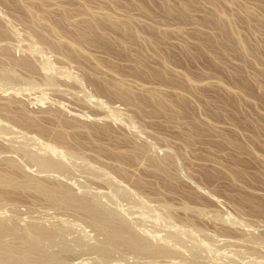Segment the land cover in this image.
Instances as JSON below:
<instances>
[{
  "label": "rangeland",
  "instance_id": "374dc122",
  "mask_svg": "<svg viewBox=\"0 0 264 264\" xmlns=\"http://www.w3.org/2000/svg\"><path fill=\"white\" fill-rule=\"evenodd\" d=\"M20 1L21 0H0V11H2L0 12V43L4 41L2 43V47L4 48L0 46V58H2V60L7 59L3 56L2 53L5 51L8 52L10 50L9 53L11 52L10 54H13V58L10 55V58H8L9 60L7 59V62L6 60H3V62L0 59V64L1 66L2 64H4L5 66V63L10 62L11 64L8 63L6 64V66H14L12 68H15L17 70H14V73L19 72L21 75L20 76L17 73L19 75L18 78V75L15 73L17 75L16 76L13 73V76H11L10 79L4 77L6 79L1 78L2 80L0 81V121L4 124L6 123L5 125L9 123L12 126H5L0 122V125H2V128L0 126V131L2 132V134L0 133V151H4V148H2V146L4 147L8 145L6 143H9V145L6 147L7 149L10 146V142L12 140L13 141L11 142V144H14L15 142V146L12 147L13 144L11 145V147L13 148V153L12 148L9 147L11 149V153L10 149L8 148L9 150L7 151L10 154H8V152H5L6 154L0 152V156H3L4 154V156L2 157L4 158L7 155L8 157H10L11 155L10 158L13 159L12 155L15 154V149H18L20 147V152H16V154L18 156H21L20 154L22 153L21 157H23V155L27 156V153L25 152H27L30 147H36L34 149H37V147L39 146L38 149H44L43 151L39 152L45 153V155L49 154L48 156L50 157L55 155L52 158H56L59 153V155H61L66 150L63 146L76 147L73 148L75 150H79L80 147V150L77 151V156H79L82 161L79 160L77 156L69 157L68 155L70 154H66V151L63 153V155H65L63 156L65 157L64 161L62 156H59V158H62V161L71 168L74 166V164H76L77 168H82V166H84L85 164L83 163L84 161L87 164H85V166L83 167L85 169L87 166L85 170L82 168L84 171H86L84 173H88L91 171L90 173H88L90 175L92 174V172H94L96 175L93 174L90 176L96 177L97 175H99L98 178H100L102 174H109V176H105L107 179L104 178V175L101 176L103 178H100L102 180L99 179V181L97 180V177H91L90 179L88 174L82 173V169H78L80 172L76 170V168H74L76 166L73 167L75 172L72 170L73 168H70V170H66V175L65 172L62 171H59L60 173L58 174V171L55 170L54 171L57 173L54 172L53 175L52 173H49L51 169H43L44 171L49 170L48 174H51V176L53 175L52 177H58V179H55L49 175L48 178L47 173L45 174L44 172L46 176L45 178L42 173V169L37 170L36 168L38 166H35L33 162L29 161L28 158H25L26 156L23 158V160H26L24 163L28 161L26 163L27 165L22 163L23 161L20 162L19 160H22V158H19L17 155H14L15 159H17L14 160L17 161L16 163L19 167L21 163L26 166L28 170L25 167H22V165L20 167V170L23 172L24 170H27V172L24 173L32 175L35 174V176H38L42 173L41 175H43L45 179H49V181H56L60 178V181L69 185V181L71 179L74 181V183H77L78 181L76 185L81 186V188L86 186V188L88 189V191L90 190V192L96 189L95 187L97 186H95V184H98L99 187L102 186L101 188L103 189H99L97 187L98 189L94 191L96 193L99 190L97 193L98 197L101 200L104 199V203L106 200V204L108 206H112V208H114L116 211H118L119 207L121 208V205H123V208L125 206L124 210L123 208L121 210L119 209V211H121L120 214L124 212L122 213L124 214L123 216H125L126 214V216L128 217H125L127 219H130L129 215L132 213L131 215L134 216L132 217L130 215V217H132L130 219L131 224L135 225L134 221L137 223L139 222L138 227H140V223H144L143 227L146 226L145 229L147 230L148 228V231H150L148 233L145 229H142V232H140L141 234L143 233V235L148 236L151 233L148 237L151 238H149L151 242L154 241V244H157V241H159L158 244H160L161 241H166V244L169 240L172 243H168V245L170 244L169 246L172 245V247L170 248H174L176 246L178 247L177 250H175V248L171 249V252L168 253V255L158 254L159 256L155 255V257L153 255H149V258L152 260V262H150L151 260L148 258V255L146 256L145 254L144 256L143 254H140L145 258H140L139 254H137L139 255V257L136 258V254L135 257L133 256L134 253L132 254L131 252L127 251L126 253H129V256L132 254V257L130 256L131 258H128L129 256L124 255L126 253L123 250H113L110 257H123V259L120 257L121 260L126 261L125 263L124 261H122L123 264H143L144 262L145 264H154L155 261L157 262L155 264H169L170 262H174L172 264H192L191 261L196 262V260H198L197 256L201 258L199 259L200 261L198 260L200 263L196 262V264H237V260L238 264H240L241 261L247 264H264L263 261H260L264 260V249H261L264 248V0H189L187 4L182 5L180 8L178 7V3L182 0H165V2L169 6H171L173 10V12L170 14L162 11V8L160 7V0H37L38 2L35 0L36 2L32 1L34 3L30 1L29 3L31 4L29 5L28 3V7L23 4L22 1ZM53 2L55 4H53ZM142 2L145 3V6L142 5ZM211 9L221 10L231 20L232 31L229 32L228 38L239 37L244 41L245 46H247L248 48H253L254 51L244 52L237 46L228 47L225 44L226 39L221 34V31H219V29L214 27L213 25L202 20V17L207 13L208 10ZM1 13L3 16L5 15L4 17H7L10 21L5 18L3 19ZM105 13L109 14L113 19H116L120 23V25L124 24L125 26L131 28L135 32L134 38H128V42L123 45L119 44L118 40L116 39L124 36V33L121 31L120 27L117 28L109 22L110 18L105 17ZM177 14H184L185 16L178 17ZM35 16H38L40 18L43 17V23L41 22V19H39V21L37 19L35 20ZM32 19H34L38 23H35V21ZM46 24L48 25V27H46ZM88 24H95L94 31L91 34H88V36L98 41L95 43L97 45L93 44L91 46L89 42L81 41L83 42L81 43L79 40L82 29ZM12 25L15 26V32L13 31L15 34L11 31ZM49 26L53 28L52 33L51 31L48 32L50 30ZM15 28L17 29V31L19 30V32L16 33ZM38 29H41L44 32L42 34L43 36L40 35V32L42 33V31ZM38 33L40 38L41 36L42 38H46V41L48 43L44 41L45 39H40L37 36ZM28 34L30 37L28 36ZM32 37L34 40L32 39ZM20 38L22 41L19 40ZM35 39L39 40L40 42L36 41ZM25 41H27V43L29 44H27ZM34 41H36L38 44H41V46L39 47L41 50L42 48L44 49V54H41L42 56L39 54V51H36L35 49L38 48L40 44L38 45L36 43L35 45ZM5 42H8V44H10L11 46L6 45L7 43L5 44ZM50 42L56 43L55 45L58 44V48L54 49L50 47ZM18 43L19 45H17ZM31 43L34 44L35 48L30 45ZM71 44H82L80 49L81 51L74 49ZM4 45L8 48H11H9L8 50V48ZM23 46L30 47H27V49ZM30 48H33L35 51ZM3 49L5 50L3 51ZM24 49L29 52L32 50V53L30 52V54ZM89 51L97 55L95 56L91 53H88ZM34 52L37 55L39 54L43 59H40L39 61L37 58H40V56L38 55L37 57ZM58 54H60L62 57ZM93 56L97 57L100 60L99 63L102 61L101 64L98 65V59H95ZM21 58L24 60H28L29 62L27 63L29 65H19L18 60H20ZM11 59H15V61L13 60L14 62L12 61V63ZM107 59L109 60L108 62H106ZM48 61L50 62L49 64ZM45 62L48 64V66ZM103 63H110V65H112L116 69L115 72H118L117 74H123L117 76V74L115 73L116 77H129L135 80V82L137 81V83H140L141 81L148 82V84L144 83V85L147 84V86L156 83L157 85H153L160 87V83L165 84L163 85V87L161 86L162 89H164V92L167 91L163 94L167 101H172L173 103H175L174 106H171L173 107L171 109L174 113L177 114V119L171 120L170 118H167V116H164L165 114H163L162 112L153 113L147 107H143L141 110H137L131 105H125V102H123L114 94L112 96V93L110 92V94L108 92L109 90H105L103 92L100 89H97V86L99 85L97 82L103 84L102 82L106 80L109 81L108 83H110L114 78V76H110L112 78L109 77V75H111L112 73L106 70L107 67H102L105 66L102 65ZM42 64L43 66L46 64V67L44 66L45 70L43 67L41 69ZM95 64L98 65V67ZM49 65L51 66V68H49ZM52 66L55 67L53 68V70ZM46 69L48 70V72L51 71L50 73H52L51 75H53L52 77L54 78L48 77H51V75L46 72ZM54 69H57L58 71ZM102 70L105 71L104 73L106 74H103ZM99 72H101V74ZM45 73H47L48 76ZM156 73H158V75L155 76ZM14 75L16 77H14ZM44 78H48L49 80H45ZM52 79H54L56 83V85L55 83L53 85L58 87V90L53 86L50 87L54 82H51ZM4 80H7L6 83H10L5 84ZM46 81L48 84L46 83ZM134 86H137V88ZM134 86H132V89L133 87L135 88L133 90H140L138 85L134 84ZM178 92L180 96L176 97V93ZM84 98L86 101L84 100ZM95 98L99 100L98 102L100 104H102L97 106L96 104L99 103H96L97 100ZM99 98L102 100V102H100L101 100ZM178 101L183 102L182 104L186 106V110H183L181 108V105L178 104ZM106 104L110 105V107L116 105L117 107L114 106V108L117 109L119 107V110L123 112L119 114V110L117 109V115ZM102 105L104 108L102 107ZM106 107H108L110 110ZM50 109L51 111L55 109V112L53 111L54 114L50 111ZM106 109L110 112H113L114 115L113 113L110 115L109 111L107 112ZM56 110L60 111V113ZM58 113L59 115H55ZM13 114H21L20 116L24 118V120L22 119L21 121V123L23 124H20V122L17 121L15 122V120L12 118ZM50 114L54 115L55 117L57 116L58 119L63 118L62 115H68L67 117L70 120H68L67 118L59 119L61 121L63 120L61 122L58 121V119L56 120L57 117L55 118ZM48 115H50L51 117H49ZM72 115L73 118L79 119L81 123L79 122V120L77 121V119L76 123L73 122L71 120L72 118L69 117ZM32 117H34V120H32ZM65 119L68 121H65ZM34 121L35 123L33 125V123L31 122ZM70 121L71 124H67V122ZM82 123L86 126L88 125V127L83 125L80 127V124ZM37 124L40 126L38 127ZM72 124L73 126H71ZM104 124L108 128H106ZM220 124L221 126H219ZM102 125L104 126V128ZM3 126L6 129H4ZM18 126L23 128L24 130L19 128ZM75 126H77V128ZM222 126H224L225 129ZM14 127H18L17 129H20L22 132L20 130H14ZM38 128L43 129L44 131L41 130L42 132H40ZM100 128L102 132H99ZM2 129L6 130V132L7 130L9 132L13 129L14 131H16V134L15 132H9L10 134L7 132L5 134L4 130ZM25 129L28 132L27 134L30 135L32 131H34L33 134L35 132L36 134L39 132L40 133L36 136L34 134L36 138L33 135V137L29 135L32 139L31 140L26 133L25 136L23 134L24 137L22 136L21 133L26 132ZM102 129H105V131H103ZM17 132L21 133L18 135ZM3 134L6 138L3 136ZM8 134L9 136L11 134H14L13 137L16 140L14 141L12 135L10 137H7ZM16 135H21L22 137L15 138ZM138 135L139 137H137ZM1 136H3L2 138L6 142L1 138ZM27 136L29 138H27ZM11 137V140L8 139ZM56 137L58 139H56ZM21 138H24L25 142H22L20 140ZM25 138L29 140L27 141ZM33 138L37 139L38 142L41 141L39 142L41 144L43 142L42 145L40 144L41 147L40 145L34 143L36 142V140L34 141ZM7 140H10V142H7ZM17 140H19L18 143L16 142ZM77 140L81 141L80 145L79 143H77ZM142 141H145L143 142L144 144H140L142 143ZM20 142L26 143V146L30 143L32 144H30V147L28 146V148L24 146L25 144L22 145ZM61 142H63L62 145ZM146 142L147 145L151 144V147H153L150 148L149 145L147 146ZM3 143L5 145H2ZM53 143L56 145H54ZM66 143H68L67 145L74 143V146H67ZM133 143H135V146H137L138 144V146H143V152H140L142 161L144 162H140V152L138 153L139 155L131 153L130 149H132ZM33 144H35V146ZM44 144H46V146L50 144L51 145L48 146L49 148H47L44 146ZM59 145H61V147ZM144 145L148 147L150 151ZM53 146L59 147H55L56 151H54L55 148H53ZM95 146H97L98 148H107L108 146V149L110 150L108 151V149L105 148V151L101 148V150H103V153L102 151H100V153L98 151V148ZM94 147L97 150H93ZM25 148L28 149L26 150ZM45 148L48 149H46L48 153L45 151ZM57 148L59 150H57ZM49 149L53 150L51 151ZM82 149L84 153L89 152L88 159L86 158L88 154L85 153L84 155ZM112 149L115 150L114 152L117 151V153L114 154L115 156L110 155H113V152H111ZM30 150L32 151V149ZM60 150H63L62 153L60 152ZM90 151L93 154H91ZM94 151L96 155L94 154ZM98 152L99 154H101L99 155L100 157L97 156ZM149 152H151L153 155ZM81 153L84 156L81 155ZM125 154L126 156H124ZM167 154L172 155L174 164L169 163L167 165V168L169 172L172 173L173 177L165 178V175L162 172L155 170L154 166H152L151 164L150 159L148 158L151 156L155 157V155H157V157L163 159L164 156H167ZM129 155H132L135 158L137 156V159L131 156L130 158L128 157ZM67 156L71 159H69ZM92 156H96L95 158H104L105 156L107 161L112 157L111 160L113 162H106V160H103V158H101V160H98L100 164L98 165V163L96 162L98 158L95 159V161L93 159L94 157L92 158ZM162 156L163 158H161ZM16 157H18L19 159ZM66 157L68 159H66ZM115 158L118 160H114ZM129 158L130 160H128ZM132 158L134 159L132 160ZM56 159H58V157ZM147 159L150 162H148ZM65 160L67 162L69 161L70 163L72 162L71 164L73 165L71 166L70 164H68L69 162L67 163ZM74 160L78 161H75L74 163ZM87 160H89L88 163L91 161V163H96L98 165L97 166L95 164L97 167L95 169H97L98 172L99 170H102L104 168V165L106 163L108 165L110 164L111 167L112 162L113 165H117L116 169H123L126 174H121L120 172L116 173L119 170H115V167L113 165L111 169L108 170L113 173L115 171V174L109 173V171L108 173H106L107 168H110L109 166H107V164V167L105 166L106 169L102 170L103 172L101 171L102 173H96L95 169H91V166L93 165L94 168L95 165L88 164ZM102 160L106 163H104ZM131 160L133 162V165H131L132 162L130 163ZM134 160H139V164L137 161H135L137 163H134ZM101 161L102 164L100 163ZM78 163H80V165L82 166L78 167ZM0 165L2 166V164ZM101 165L102 167L100 169L99 167ZM133 166L136 167V169H139H134L133 172H131ZM137 166L139 167L137 168ZM21 168H23V170ZM112 168L114 169V171H111ZM88 169L89 171L87 172ZM39 170L41 172H38ZM69 171L71 175L69 174ZM71 171H73V173ZM76 171L79 172L78 176L76 174ZM61 173L64 177H68V182L67 178H64L63 176L61 177ZM178 173H181L180 176H178ZM110 174H112V176ZM116 174L121 177H118ZM41 175H39L38 177H41ZM69 175L71 177H69ZM86 175H88V179L85 178ZM82 176L85 182H83V180L80 181V179L78 180V178L82 179ZM114 176L119 180H123V182L119 181L121 184L119 183L118 186L115 185L116 187L114 186V184L117 179ZM109 177H114L113 180L116 179L112 186L111 183L109 184L108 182V179H110ZM129 177L134 178H131L133 182ZM61 178L64 179L62 180ZM85 179H87L88 181ZM103 179L106 180L103 181ZM128 179L131 183L128 181ZM124 180L125 184L130 183L132 185L131 186L129 184L130 186H127H129L130 188H135L137 197L142 194H147V196L145 198V195H142L143 197L139 198L135 197V192L133 193V191H135L134 189H130L129 187L122 185V183L124 184ZM86 181L89 183H86ZM82 182L86 184L83 185ZM117 183L118 182H116V184ZM72 184L73 183H71L69 186L76 187V185ZM119 185H121L125 189L119 188ZM92 187L94 189H91ZM109 187L112 190H110ZM6 188L5 189L7 191V194L4 192V195H6L4 199L2 198L0 200V213L6 211L3 213L5 216H8L11 210L15 211L17 209L16 211L18 212V214L17 212H12V214L14 213L17 217L19 216V220L22 222L24 221V224L27 223L31 218L33 219V217L34 219L37 217V220L42 219L41 222L45 220V222H42L45 225L52 224L53 221L51 220H54L56 224L60 223L58 224L59 226L65 225V228L62 226L61 227L66 232V239L68 240L70 238V242H73L72 239L74 237L72 236L83 237L82 233L84 234L83 238L86 241L90 240L88 242H96L99 241V239L101 240V238L103 237V235L100 236L101 233H96L97 230H93L94 227L90 225L89 221H86V216L82 215V212L81 214H79V210H76V212H72L75 210V208H64V211L61 210L62 208L60 209V207L54 205L51 206L49 205V202L47 203L45 201L46 199H44V197L39 194L37 195L36 192L31 189H28L29 191H24V189L22 190L18 187L15 189V186H8ZM74 188L72 189L75 191L77 187L75 189ZM81 188L79 187V190L76 189V192L80 194V192L83 190L82 192H86L87 195H92L87 191V189ZM105 188H107V190ZM113 188L116 191H114ZM116 188L119 189V191ZM120 189L124 191V194H120V192H122ZM108 190H110L111 192L113 191L114 194L118 197L112 195L113 192H108ZM102 191H104V196L100 195V193L102 194ZM106 191L108 193H105ZM127 191L130 192V196ZM111 195L113 197L115 196L116 200H123L124 198L125 200H117V202L119 201L118 205L121 202V205H119L118 207V205L116 204V200L113 199ZM122 195L127 196L123 197ZM109 197L112 198L110 199ZM127 198L131 201H129ZM135 198L144 199L136 200ZM108 199H110L111 201L113 199L115 204L114 202H112V204ZM133 199L137 204H139L138 201L140 202L141 200H143L144 202L141 201L142 203H140L142 205H140L139 207V205L134 203ZM11 200L12 202L10 204ZM107 200L110 202V204L107 202ZM126 201H128L129 204L132 202L130 206L126 204ZM147 201H149V203ZM160 201H167L168 203L172 202L174 204V207L175 204L184 203L183 206L182 204H180L182 208L180 207V205H178L180 208L176 205V209L174 208V210H170V212L173 213L171 214V217L173 216L172 220H175V222L173 221V223L179 222L177 223L178 227L179 224L181 225L183 223V226L181 225L183 230L180 228V226L179 231L181 230L183 234L185 233L184 235H182V233L179 232L178 229L176 230L177 226L174 227L173 223H170L172 221L170 220L171 217L170 219L168 218L170 220L169 221L166 217L165 219L164 216H161V214L165 215V211H163V207H160V204L158 206L157 202L160 203ZM12 203H16L17 206L13 205ZM143 203H147L148 205L151 204L149 205L150 207H152L153 205L154 209L149 210V206H146V204ZM185 203L188 204L185 206ZM132 204L137 205L136 207H139L138 210L137 208L135 209V205ZM131 205L133 206V208ZM188 205L191 206V208ZM193 205L202 207L204 212H202V214H200L199 212L197 213L195 208H192L194 207ZM116 206L118 209L116 208ZM141 206H143L142 209ZM144 206L148 208L146 209ZM157 206L159 207V209ZM184 206L185 208L188 207L190 209H185L183 208ZM57 208H59V210ZM143 208H145L146 210L144 211ZM160 208L163 209V213L160 211ZM140 210H143L144 214L147 212V214L151 217H149L150 220L146 217L148 215L145 214V216L142 212H140ZM138 211L140 212V214H143L142 218L140 217ZM135 212H138L137 215H135ZM155 213L156 216L158 215L157 218L160 219V217H163L162 219L166 221L161 220L160 222L159 219L153 216L155 215ZM135 216H137L136 219L139 217L140 219L134 220ZM152 216L155 217V220H158L157 223L160 222L158 223V225H156L157 223L153 221L154 218ZM60 217L61 219H59ZM144 218L147 219L146 222ZM63 219H65L64 223H62ZM151 219L153 222L151 221ZM138 220H143V222H140ZM148 220L150 221V223H153L152 226L148 224ZM184 220H188V224ZM22 222H20V225H24ZM162 223L167 225V230L172 226V229H174H171V232L173 233V231H177L181 233L179 235L183 236L184 239L183 237L182 239L180 237V239L177 240L178 242L176 241L177 243L174 242L175 240L174 238H172L170 230L168 231L170 233L169 235L171 236L168 235V231H166V228ZM191 223L193 225H198L194 226V230H198L199 233L201 232V235H199L197 231H195L196 234L194 235L195 232H193L192 229L189 230L193 227ZM154 224L156 225V227H154ZM188 225H191L192 227L190 226L189 228ZM162 226H164L165 229L162 228ZM184 226H186L185 229ZM195 227L199 228L197 229ZM200 227L202 229H200ZM134 228L137 229L136 227ZM141 228L142 225L140 229ZM187 228L189 229L186 230ZM140 229H137L138 232ZM203 230L206 232H204ZM197 233L199 237L197 236ZM205 233H207V235ZM210 233L212 236L209 235ZM213 234L215 235V237L211 240ZM86 235H88L90 239L88 236L86 239ZM167 235L171 238L169 239L168 237H166ZM156 236L157 239L155 238ZM254 236H261V241H258L259 243L261 242L260 244H263V247L260 246L256 239H253ZM160 237L163 240H161ZM164 237H166L165 240ZM158 238L160 240H158ZM226 238H228V241L230 243ZM194 239L199 242L200 246L196 245L198 244L197 242L195 244V242L193 241ZM172 240L174 241L172 242ZM181 240H184L183 243L180 242ZM235 240H238V242ZM250 240L253 243L250 242V244L248 242ZM191 241H193V243ZM179 242L180 244H178ZM174 243L176 244V246H174ZM236 243H238V246ZM189 244H193V248L190 245L192 250L191 248L190 250H188L190 247ZM202 244H207L209 246L208 248L207 246H204V248ZM72 245L75 248L73 249L74 251L71 250L60 252V254L62 253L61 262L63 264H86L85 262H88L89 260H93V262L107 260L108 262L106 261V264H111L116 261L114 262V264H116L117 262L122 264V262L118 261L119 258L116 260L112 259L111 257V260H108L109 257H107L105 259L99 260V258L90 251L89 253L91 254H89L88 256V250L84 246L79 247L81 245L78 246L75 243H72ZM195 246H199L198 251L193 250L197 248ZM256 246L260 248H255V252L253 251V247ZM200 247L202 248L200 249ZM251 247L252 250L249 249ZM82 248L85 249L83 250ZM179 249L181 250V252H179ZM226 249L228 250L227 252ZM243 249L247 250L249 253H246V257L245 259H243L244 261L240 260L239 262V258L237 257L243 255L240 258L242 259V257H244L245 255L243 253L247 252ZM223 250H225V252H223ZM229 250L232 251L229 252ZM236 250H238V252H235ZM239 250L242 252V254L239 253ZM122 251L124 254H122ZM176 251H178L179 253H177ZM191 251L193 254H190ZM199 251H201V255ZM233 251L234 253L229 255V253ZM250 251L253 252L251 253ZM219 252L221 256L219 255ZM194 254L196 256H194ZM224 254L226 257L227 255L229 256L227 258L222 257L224 256ZM235 254H237L238 256L236 257ZM247 254L249 258L247 257ZM62 255L64 256L65 261H63ZM188 256L189 258L190 256H192L196 260H194L193 258L186 259ZM231 256L233 258H231ZM86 257H89L90 259L88 258L89 260H86ZM133 258L134 260L136 258L137 262H134ZM139 258L140 260L142 259L141 262H139L140 260H137ZM248 259L251 263H249ZM112 260L113 262H109ZM188 260L191 261L186 262ZM232 260L235 262H232ZM61 262L59 264H62ZM93 262L91 261L88 264H93ZM98 262H94V264H97ZM100 263L102 264V261H100ZM103 263L105 264V262ZM193 264L195 263L193 262Z\"/></svg>",
  "mask_w": 264,
  "mask_h": 264
},
{
  "label": "bare ground",
  "instance_id": "6f19581e",
  "mask_svg": "<svg viewBox=\"0 0 264 264\" xmlns=\"http://www.w3.org/2000/svg\"><path fill=\"white\" fill-rule=\"evenodd\" d=\"M22 2H23V4H25L26 6H27V4L31 1H34V2H36L35 0H21ZM20 1V2H21ZM40 1V0H39ZM54 1V0H53ZM34 2H32V3H34ZM38 2V1H37ZM189 2V0H182V1H180L178 4H179V8L182 6V5H185V4H187ZM52 3V2H51ZM31 3H29V5H30ZM53 4H55L54 2H53ZM56 4H57V2H56ZM52 5V4H51ZM142 5L143 6H145V3L144 2H142ZM28 7V6H27ZM160 7L162 8V11H164L165 13H167V14H170V13H172L173 12V10H172V8H171V6H169L166 2H165V0H160ZM0 12H2V11H0ZM1 15H2V13H1ZM3 16V15H2ZM5 16V15H4ZM2 17L3 19L5 18V17ZM177 16L178 17H182V16H185L184 14H177ZM105 17H107V18H110L109 19V22L113 25V26H115V27H117V28H121V31L124 33V36H122V37H120V38H118V39H116V40H118V43L119 44H121V45H123V44H125V43H127L128 42V38H134V34H135V32L131 29V28H129L128 26H125L124 24L123 25H120V23L116 20V19H113L109 14H106L105 13ZM1 18V19H2ZM42 18L43 17H36L35 16V20L37 19L38 21H39V19H41V22L43 23V21H42ZM5 19H8L7 17L5 18ZM32 20H34V19H32ZM34 20V21H35ZM202 20L204 21V22H206V23H209V24H211V25H213L214 27H216V28H218L219 29V31H221V34L225 37V39H226V45L229 47H231V46H237V47H239L242 51H244V52H252V51H254V49L253 48H251V47H247V46H245V43H244V41L243 40H241L239 37H235V38H228V35H229V32H231L232 31V27H231V20L221 11V10H218V9H211V10H208L207 11V13L202 17ZM8 21H10L9 19H8ZM33 22V21H32ZM34 23V22H33ZM32 23V24H33ZM35 23H38V22H36L35 21ZM41 23V24H42ZM40 24V23H39ZM45 24V23H44ZM11 25V24H10ZM47 25V24H46ZM43 26V25H42ZM229 27V28H227V27ZM14 25H12V29H11V31L13 32L14 31ZM46 27H48V25L46 26ZM45 27V28H46ZM50 27V26H49ZM94 27H95V24H88L87 26H85L83 29H82V31H81V33H80V36H79V40H80V42L81 41H86V42H89L90 44H91V46L94 44V45H97V44H95L96 42H98V41H96L94 38H92V37H90V36H88V34H91L93 31H94ZM41 28V27H40ZM16 29V28H15ZM43 29V28H42ZM47 29V28H46ZM38 30H40V31H42L41 29H38ZM48 30V29H47ZM10 31V32H11ZM40 31H38V32H40ZM44 31H45V29H44ZM51 31V33L53 32V28H51L50 27V30L48 31V32H50ZM15 32V31H14ZM13 32V33H14ZM17 32H19V30L17 31V29H16V33ZM44 32L42 31V33L40 32V35H42ZM12 34V33H11ZM15 34V33H14ZM20 34V33H19ZM13 35V34H12ZM16 35H18V34H16ZM15 35V36H16ZM28 36H29V34H28ZM39 38H40V36H39V33H38V35H37ZM43 36V35H42ZM42 36H41V38H42ZM30 37V36H29ZM19 38V37H18ZM17 38V39H18ZM40 38V39H41ZM16 39V38H15ZM31 39V38H30ZM32 39H33V37H32ZM42 39H45L44 41L45 42H47L46 41V38H42ZM101 39V38H100ZM19 40H21V38L19 39ZM18 40V41H19ZM24 40V39H23ZM34 40V39H33ZM36 40V39H35ZM102 40V39H101ZM22 41V40H21ZM32 41V40H31ZM36 41H39V40H36ZM36 41H34L35 43V45H36ZM43 41V40H42ZM4 41H2L1 43H0V46L2 47V43H3ZM26 43H27V41H25ZM33 42V41H32ZM40 42V41H39ZM7 43V44H6ZM23 43V42H22ZM48 43V42H47ZM81 43H83V42H81ZM5 44L6 45H10V44H8V42H5ZM27 44H29V43H27ZM26 44V45H27ZM34 44H30V45H32V47H34ZM38 44V43H37ZM40 44V43H39ZM38 44V45H39ZM56 43H49V46L50 47H52V48H58V46L57 45H55ZM17 45H19V43L17 44ZM23 45V44H22ZM82 45V44H81ZM81 45L80 44H77V45H75V44H71V46H73V48L74 49H76V50H80L81 49ZM5 46V45H4ZM11 46V45H10ZM41 46V44L38 46V48ZM5 47H7V46H5ZM21 47V46H20ZM19 47V48H20ZM23 47H25V48H29L30 46H23ZM37 47V46H36ZM2 48H4V47H2ZM8 48V47H7ZM9 48H11V47H9ZM9 48H8V50H9ZM27 48V49H28ZM35 48V47H34ZM38 48H35L36 49V51H39V54L41 55H43L44 54V49L42 48V50L40 51ZM30 49H32L33 51H35L33 48H30ZM90 49V48H89ZM5 49H3V51H4ZM24 50H26V49H24ZM32 50L30 51L31 53H32ZM10 51V50H9ZM9 51L8 52H2V50H1V52L3 53V56L4 57H6L7 59L8 58H10V53H9ZM27 51V50H26ZM81 51V50H80ZM91 51H92V49H91ZM94 51V50H93ZM27 52H29V51H27ZM29 52V53H30ZM40 52H43V53H40ZM60 52V51H59ZM87 52V51H86ZM9 53V54H8ZM30 53V54H31ZM37 53V52H36ZM88 53H91L90 51L88 52ZM34 54H35V52H34ZM34 54H32V55H34ZM38 54V55H39ZM91 54H93V53H91ZM2 55V54H1ZM35 55H37V54H35ZM38 55H37V57H38ZM39 55V56H40ZM41 55V56H42ZM58 55H60V54H58ZM93 55H95V54H93ZM97 55V54H96ZM95 55V56H96ZM41 56H40V58L38 57L37 59L40 61V59L42 60L43 58H41ZM61 56V55H60ZM95 56H93L95 59L97 58V57H95ZM1 57V56H0ZM11 57L13 58V54L11 55ZM44 57V56H43ZM59 57V56H58ZM62 57V56H61ZM60 57V58H61ZM91 57V56H90ZM93 58V59H94ZM1 60H2V58H0ZM7 59H3L4 61L6 60V62H7ZM16 59V58H15ZM15 59H13L14 61H15ZM19 59V58H18ZM22 59V58H21ZM18 60V64L20 65H24V66H27V65H29L27 62H29L28 60H24V59H22V60ZM62 59V58H61ZM92 59V60H93ZM98 59V58H97ZM2 60V61H3ZM9 60V59H8ZM12 59H11V62L13 61ZM24 60V61H23ZM164 60V59H163ZM3 61V62H4ZM13 61V62H14ZM99 59L97 60V64L99 65V64H101V62L99 63ZM109 60L107 59L106 60V62H108ZM12 62V63H13ZM17 62V61H16ZM8 63H10V62H8ZM8 63H5V66H4V64H2V66H1V64H0V81L2 80L1 78H4V77H6V78H11V76H13V73H14V70L15 71H17L15 68H12V67H14V66H6V64H8ZM41 63H44V62H41ZM40 63V64H41ZM46 63V62H45ZM50 62L48 61V64H49ZM11 64V63H10ZM47 64V63H46ZM46 64L44 65L45 67H46ZM48 64H47V66H48ZM14 65H15V63H14ZM50 65H52V64H50ZM49 65V66H50ZM96 65V64H95ZM98 65H96L97 67H98ZM102 65H105V66H102V67H107L106 68V70H108L110 73H112L111 75H109V77L110 76H114V78L111 80V82L110 83H108L109 81H103L102 83L103 84H101V83H99V82H97L99 85H101V86H97V89H100L101 91H105V90H109L108 92L113 96V94L115 95V96H117L119 99H121L123 102H125V105H131V106H133V107H135V109H137V110H141L143 107H147L150 111H152L153 113H158V112H162L163 114H165L164 116H167V118H170L171 120H176L177 119V114L176 113H174L173 112V110L171 109V108H173V107H171L172 105L174 106V104L175 103H173L172 101H167L166 100V98H165V96H164V94L163 93H166V92H164V89H162V87H163V85H165V84H161L160 83V87H158V86H155V85H157L156 83H153V84H155V85H153L151 82V84L152 85H148L147 86V84H148V82H144V81H141L140 83H137V81L135 82V80H133V79H131V78H124V77H116V75H115V73L117 74L118 72H115L116 71V69L112 66V65H110V63H108V64H102ZM23 66V67H24ZM44 66H43V64L41 65V69H42V67L44 68ZM2 67H4V68H2ZM6 67V68H5ZM102 67H101V69H102ZM49 68H51V66L49 67ZM53 68H55V67H53L52 66V70H53ZM48 69V68H47ZM46 69V72H48V70ZM99 69H100V66H99ZM44 70H45V68H44ZM43 70V71H44ZM50 70V69H49ZM54 70H56V71H58L57 69H54ZM99 71H101V70H99ZM51 72V71H50ZM50 72H48V74H52V73H50ZM102 72H103V74H106V73H104L105 71H103L102 70ZM108 72V73H109ZM16 74L18 73L19 75H20V73L19 72H15ZM14 73V74H15ZM100 74H101V72H99ZM109 73V74H110ZM114 73V74H113ZM120 73V72H119ZM15 74V75H16ZM17 74V75H18ZM45 74H47V73H45ZM48 74H47V76H48ZM14 75V77H16ZM19 75L17 76L18 78H19ZM108 75V74H107ZM120 76V75H123V74H117V76ZM156 75H158V73H156L155 74V76ZM21 76V75H20ZM53 75H51V77L50 76H48L49 78H54V77H52ZM125 76V75H124ZM46 77V76H45ZM107 77V76H106ZM6 78H4V79H6ZM108 78V77H107ZM110 78H112V77H110ZM13 79V78H12ZM45 79V78H44ZM48 79V78H47ZM47 79H45V80H47ZM15 80V79H14ZM16 80H17V78H16ZM49 80V79H48ZM108 80V79H107ZM5 81V80H4ZM7 81V80H6ZM6 81H5V84H8V83H10V82H8V83H6ZM9 81V80H8ZM11 81V80H10ZM54 81V79H52V81L51 82H53ZM50 82V81H49ZM50 82V83H51ZM139 82V81H138ZM1 83V82H0ZM46 83H47V81H46ZM55 83V81L51 84V86L50 87H55V88H57V90L59 89L58 87H56V86H54L53 84ZM144 83H147L146 85H144ZM158 83V82H157ZM3 84V83H2ZM48 84V83H47ZM134 84H136V85H138V87H139V91L138 90H133V89H135L134 87H136L137 88V86H134ZM1 85V84H0ZM55 85H56V83H55ZM3 86V85H2ZM132 86H134L133 87V89H132ZM39 87V86H38ZM165 87V86H164ZM167 87H168V85H167ZM2 88V87H1ZM54 89V88H53ZM170 89H171V87H170ZM173 89V88H172ZM41 90V89H40ZM63 90H65V89H63ZM166 90V89H165ZM167 90H168V88H167ZM175 90H178V89H175ZM173 91V90H172ZM2 92V91H1ZM176 92V91H175ZM174 92V93H175ZM174 93H171V94H174ZM181 93V92H180ZM76 95V94H75ZM78 96V95H77ZM177 96H180V94H179V92L178 93H176V97ZM1 97V96H0ZM4 97V96H3ZM95 97V96H94ZM7 98V97H6ZM78 98V97H77ZM86 98V97H85ZM85 98H84V100H85ZM5 99V98H4ZM96 99V98H95ZM100 99V98H99ZM86 100H87V98H86ZM85 100V101H86ZM97 100V99H96ZM101 100V99H100ZM88 101V100H87ZM99 100H97L96 101V103L98 102ZM100 102H102V100L100 101ZM104 102V101H103ZM175 102V101H174ZM99 103V102H98ZM106 103V102H105ZM183 102L182 101H178V104H180L181 105V108L183 109V110H186V106L184 105V104H182ZM102 104V103H101ZM100 103L99 104H96L97 106L98 105H101ZM60 105V104H59ZM104 105V104H103ZM103 105H102V107H103ZM106 105H108V104H106ZM5 106V105H4ZM55 106V105H54ZM109 107H110V105H108ZM112 106V105H111ZM114 106L115 107H117L116 105H113L112 107H110V109H112L113 110V112L114 113H116V111H117V109L119 110V107L116 109V108H114ZM100 108H101V106H100ZM104 108V107H103ZM107 109H109L108 107H106ZM59 109V108H58ZM106 109V110H107ZM109 109V110H110ZM49 110V109H48ZM47 110V111H48ZM55 110V109H54ZM53 110V111H54ZM109 110H107V112L109 111ZM111 110V111H112ZM50 111H51V109H50ZM49 111V112H50ZM53 111H51L52 113H53ZM57 112H59L60 113V111H58V110H56ZM55 112V111H54ZM56 112V113H57ZM72 112V111H71ZM113 112H110L109 111V114L111 115ZM118 112V111H117ZM121 112H123V111H120L119 110V114L121 113ZM59 113L58 114H55V115H59ZM73 113V112H72ZM71 113V114H72ZM114 113H113V115H114ZM48 114V113H47ZM54 114V113H53ZM64 114V113H63ZM67 114H69V113H67ZM107 114V113H106ZM108 114V115H109ZM117 114V113H116ZM15 114H13V116H12V118L15 120V122L17 121V122H20V124H23V123H21V121H22V119L24 120V118H22L20 115L21 114H19V115H15ZM22 115H24V114H22ZM51 115V114H50ZM48 115L49 117H51V116H54V115ZM62 115V114H61ZM61 115H60V117H61ZM109 115V116H110ZM118 115V114H117ZM45 116V115H44ZM63 116V118H59V119H64V118H67L68 119V115H62ZM65 116V117H64ZM75 116V115H74ZM46 117V116H45ZM55 117V116H54ZM53 117V118H54ZM57 117V116H56ZM55 117V118H56ZM70 118H72L71 120L73 121V122H75L76 123V119L75 118H73V115L72 116H69ZM33 119L32 120H34V117H32ZM37 118V117H36ZM35 118V119H36ZM48 118V117H47ZM31 119V118H30ZM39 119V118H38ZM58 119V117L56 118V120ZM58 119V121H61V120H59ZM12 120V119H11ZM68 120H70V119H68ZM68 120H66L65 119V121H68ZM79 119H77V121H78ZM13 121V120H12ZM27 121V120H26ZM31 121V120H30ZM36 121V120H35ZM35 121L34 122H31V123H33V125H34V123H35ZM63 121V120H62ZM61 121V122H62ZM1 122V121H0ZM24 122V121H23ZM79 122L81 123V121L79 120ZM79 122H77V123H79ZM30 123V122H29ZM71 124V121L70 122H67V124ZM223 123V122H222ZM1 124L3 125L4 123L3 122H1ZM6 124V123H5ZM4 124V125H5ZM20 124H19V126H20ZM74 124V123H73ZM73 124L71 125V126H73ZM103 124V123H102ZM224 124V123H223ZM2 125H0L1 126V128H2ZM8 125H10L11 126V124H9V123H7V125H5V126H8ZM24 125H25V123H24ZM32 125V124H31ZM36 125V124H35ZM38 125V124H37ZM79 125V124H78ZM86 126V125H84L83 123L82 124H80V127L81 126ZM101 125V124H100ZM105 125V124H104ZM10 126H9V128H10ZM18 126V127H19ZM40 125H38V127H39ZM70 126V125H69ZM99 126V125H98ZM103 126V125H102ZM218 126V125H217ZM219 126H221V124L219 125ZM4 127V126H3ZM12 127V126H11ZM17 127V128H18ZM76 128H77V126H75ZM86 127H88V125L86 126ZM105 127H106V125H105ZM222 127H224V126H222ZM1 128H0V130H1ZM9 128H7V129H9ZM17 128H15L14 127V130L16 129V131L18 130H20V129H17ZM19 128H21V127H19ZM37 128V127H36ZM79 128V127H78ZM85 128V127H84ZM102 128V127H101ZM101 128L98 130L99 132H102L101 131ZM103 128H104V126H103ZM106 128H108V127H106ZM221 128V127H220ZM4 129H6L5 127H4ZM4 129H2V130H4ZM21 129H23V128H21ZM86 129V128H85ZM218 129V128H217ZM223 129V128H222ZM222 129H219V130H222ZM224 129H225V127H224ZM13 129L11 130V131H9V132H15V134H16V131H14ZM24 130V129H23ZM36 130V129H35ZM38 130L40 131V132H42L41 130H43V129H40V128H38ZM103 131H105V129H102ZM21 131V130H20ZM25 131H26V129H25ZM29 131V130H28ZM37 131V130H36ZM38 131V132H39ZM44 131V130H43ZM7 132H8V130H7ZM6 132V130H4V133L6 134L7 133ZM8 132V133H9ZM22 132V131H21ZM20 132V133H21ZM31 132V131H30ZM33 132L34 131H32L31 132V135L30 134H27L28 132L26 131V132H24V133H21L22 134V136H23V134H24V136L27 134L28 136L30 135L31 137H33L34 136V134H35V136L37 135V134H39V133H37L36 134V132L33 134ZM0 133L2 134V132L0 131ZM19 132H17V134L19 135L20 134ZM26 133V134H25ZM45 133V132H44ZM0 134V135H1ZM10 134V133H9ZM9 134H8V136L7 137H10L9 136ZM57 134V133H56ZM14 135V134H13ZM13 135H12V137H13ZM18 135H16L15 136V138H17V137H22L21 135L20 136H18ZM33 135V136H32ZM59 135V134H58ZM58 135H56V136H58ZM61 135V134H60ZM3 136H4V134H3ZM3 136H1V138L3 137ZM23 136V137H24ZM27 136V138H29ZM34 136V137H35ZM5 137V136H4ZM12 137L11 138H8V139H12ZM31 137H30V139H31ZM137 137H139V135L137 136ZM6 138V137H5ZM27 138H25L26 140H27ZM36 138V137H35ZM3 139V138H2ZM13 139H14V137H13ZM56 139H58L57 137H56ZM1 140V139H0ZM4 140V139H3ZM10 140H7V142L9 141L10 142ZM16 139H14V141H15ZM22 142H25V140H24V138H21L20 139ZM29 140V139H28ZM27 140V141H28ZM32 140V139H31ZM33 140L35 141L36 140V142H34V143H36V144H38V145H40L41 143H39V142H41V141H39L38 142V140L37 139H34L33 138ZM93 140V139H92ZM5 141V140H4ZM13 141V140H12ZM11 141V142H12ZM26 141V142H27ZM76 141V140H75ZM74 141V142H75ZM145 141H147V140H145ZM145 141H142V143H140V144H144L143 142H145ZM6 142V141H5ZM4 142V143H5ZM11 142H10V148H12L13 146H15V142H14V144L12 145L11 144ZM17 143L19 142V140H17L16 141ZM22 142H20L22 145H24V146H26V143H22ZM29 142H31V141H29ZM81 141H78L77 140V143H79V145L81 144L80 143ZM95 142V141H94ZM134 142V141H133ZM151 142V141H150ZM150 142H148V143H150ZM2 144V145H5V144ZM16 143V144H17ZM28 143V142H27ZM45 143V142H44ZM62 143L63 142H61V145H62ZM76 143V144H77ZM135 143H137V142H135ZM135 143H133V145L135 144ZM161 143H162V141H161ZM1 144V143H0ZM6 144H8L9 145V143H6ZM30 144H32V143H30ZM30 144H28L26 147H28ZM42 144H43V142H42ZM41 144V145H42ZM51 144H52V142H51ZM50 144V145H51ZM54 144V143H53ZM64 144H65V142H64ZM68 143H66V145H67ZM74 144V143H73ZM73 144H70L71 146L73 145ZM101 144H103V143H101ZM153 144V143H152ZM8 145H6V146H2V148H4V151H0V152H2V153H5V152H8L7 150H9L8 148L6 149V147L8 146ZM11 145H12V147H11ZM20 145V144H19ZM34 146H35V144H33ZM38 145H36V146H38ZM41 145H40V147H41ZM48 145V144H47ZM50 145H48V146H50ZM54 145H56V144H54ZM58 145V144H57ZM61 145H59L60 147H61ZM70 145H67V146H70ZM132 145V149H130V148H128V149H130L131 150V153H133V154H137V155H139L138 153L140 152V151H142V149H144V148H142L143 146H133ZM146 145H147V142H146ZM149 146H150V148H152L151 147V144H148ZM147 145V146H148ZM162 145H163V143H162ZM44 146L45 147H47V148H49L48 146H46V144H44ZM59 146H55V147H59ZM74 146V145H73ZM76 146V145H75ZM102 146V145H101ZM131 146V145H130ZM145 146V145H144ZM17 147H19V146H17ZM30 147V146H29ZM28 147V148H29ZM33 147V146H32ZM39 147V146H38ZM38 147H37V149H34V148H36V147H34V148H25L26 150H27V152H25V153H27V156L26 155H23V157H21L22 156V153L20 154L21 156H18L17 154H16V152H20V150L19 149H21V147L20 148H16L15 149V154H13L12 155V157H13V159L12 158H10L11 157V155H10V157H8V155L6 156V157H4V158H2L3 156H4V154H3V156H0L1 158H0V164H2V166L0 165V200L3 198L4 199V197H5V195L7 194L6 192V187H10V186H15V189L18 187V188H20V189H24V191H26V190H28V189H31V190H33L34 192H36V194L38 195H41L42 197H44V199H46L45 201L48 203L49 202V205H54V206H57V207H60V209L61 210H64V208H66V209H68V208H75V210L74 211H72V212H76V210H79L80 212H79V214H81V212L83 213L82 215H85L86 216V218L85 219H87L86 221H89L90 222V225H92L93 227H94V229L93 230H97L96 231V233L97 232H99V233H101V235L100 236H102L103 235V237L101 238V240L99 239V241H96V242H88V241H90V240H88V241H86L83 237H84V234L82 233V235H83V237H81V236H72V237H74L73 239H72V241L73 242H70L71 240H67L66 238H67V235H66V237H65V231H64V229L62 228V227H64L65 225H61V226H59L58 224H60V223H58V224H56L55 222H54V220H51V221H53L54 222V224H53V222H52V224H50V225H45L44 223H42V222H45V220L44 221H42L41 222V220L39 219V220H37L36 218L34 219V217H33V219L31 218L27 223H25L24 224V221L22 222V221H20L19 220V216L17 217L14 213L12 214V212H17L16 210L15 211H12L11 210V212H9L10 214L7 216H5L3 213L4 212H6V211H4L3 213H0V264H59L61 261H62V257H61V254H60V252H62V251H71V250H73V249H75L74 247H73V245H72V243H75L76 245H81V246H79V247H82V246H84L87 250H88V256H89V254H91V253H94L95 255H96V257H98L99 258V260L100 259H105V258H107V257H109V259L108 260H111V257H110V255L112 254V251L113 250H115V249H119V251H121V250H123L125 253L128 251V252H131L132 254H133V256H135V254L137 255V254H143V256H144V254L147 256L148 255V258L150 257L149 255H153L154 257H155V255H157V256H159L158 254H162V255H168V253H170L171 252V249H174L175 248V250H177V246H176V244L174 245V246H176V247H174V248H170V247H172V245L171 246H169L170 244H172L171 243V241H169L168 240V242L165 244V242L164 241H161V243L160 244H158V242L159 241H157V240H155V241H157V244H154L153 242H151L150 241V237H148L147 235H143V233L141 234L140 232H142L141 230L142 229H145L146 228V226L145 227H143V224L144 223H140V227H141V225H142V228L140 229V227H138V225H139V222L137 223V222H135L134 221V223H135V225L133 224H131V221H130V219L134 216V215H131L130 214V212H129V214L132 216V217H130V215H129V218L130 219H127L126 217H128V216H126V214H125V216H123L124 214H122V213H124V212H122L121 214H120V212L121 211H119V209L121 210L123 207V205H121V202H120V204L119 205H121V208L119 207V205H118V203H119V201H121L122 199H117V200H119L118 202H117V200H116V197H118V196H116L115 194H114V192H113V194L112 195H115L114 197H113V199H115L116 200V204L118 205V207H119V209L117 208V206H116V208L118 209V211H116L114 208H112V206H108L107 204H106V200H105V203H104V199L103 200H101L99 197H98V191L95 193L94 191H96V189H100L101 187H99L98 186V184H95V186H97V187H95V186H93V187H95L96 189H94L93 187L91 188V189H94V191H93V193H92V191L90 192V190L88 191V189L86 188V186L85 187H83V188H81V186H77L76 184L78 183V181H77V183H74V181L73 180H71L70 179V181H69V179H68V177H64L63 175H62V173L60 174L61 175V177L63 176L64 178H67V182L69 181V185L71 184V183H73L72 185H76V189L77 190H79V187L81 188V189H87V191L88 192H90L92 195H87L86 194V192L84 193V192H80V194L79 193H77L76 192V189L72 186H69L67 183H64V182H62V181H60V178H59V180H54V181H49V179H45L46 178V176H45V174L47 173V175H48V178H49V175L51 176V174H48V171L50 170V172L49 173H52L53 175H54V172L55 171H58V174L60 173L59 171H62V172H65V175H66V170L68 171V170H70V166H68L66 163H64L63 161H64V158L65 157H63V156H65V155H63V153L66 151L67 153L66 154H70V155H68L69 157L70 156H77V151H79L80 150V147H79V150H75V149H73V148H76V147H66V146H63L64 147V149H66L63 153H62V151L64 150L63 148V150H60V152L62 153L61 155H57V157H58V159H56V158H52L53 156H55V155H53L52 157H50V156H48V155H45V153H42V152H39V151H43L44 149H42V148H39L38 149ZM54 146H53V148H55ZM95 147H97V146H95ZM94 147V149L93 150H95L96 148ZM103 147H105V146H103ZM146 147V146H145ZM1 148V147H0ZM22 148H24V147H22ZM47 148H45V151H46V149ZM51 148V147H50ZM77 148H78V145H77ZM98 148V147H97ZM101 148L102 147H100V148H98V151L100 152V151H102V153H103V150H105V148H102L103 150H101ZM109 147L107 146V148L106 149H108ZM146 148H148V147H146ZM145 148V149H146ZM168 148V147H167ZM166 148V149H167ZM5 149H6V151H5ZM30 149H32V151L30 150ZM42 149V150H41ZM1 150H3V149H1ZM17 150V151H16ZM19 150V151H18ZM25 150V151H26ZM34 150V151H33ZM48 150V149H47ZM49 150H53V149H49ZM57 150H59L58 148H57ZM97 150V149H96ZM110 149H108V151H109ZM113 150V149H112ZM111 150V152H113V155L112 154H110L111 156H115L114 154H116L117 153V151L116 152H114L115 150H113L112 151ZM148 150H149V148H148ZM152 150V149H151ZM22 151V150H21ZM38 151V152H37ZM44 151V152H45ZM54 151H56V148H55V150ZM85 151V150H84ZM106 151V150H105ZM122 151V150H121ZM150 151V150H149ZM169 151V150H168ZM167 151V152H168ZM47 153H48V151H46ZM81 152V151H80ZM82 152H83V149H82ZM91 152V151H90ZM97 152V151H96ZM99 152H98V155L97 156H99V155H101V154H99ZM127 152V151H126ZM143 152V151H142ZM10 153H11V149H10ZM9 152H8V154H10ZM12 153H13V148H12ZM46 153V154H47ZM50 153V152H49ZM53 153V152H52ZM58 153V152H57ZM84 153V152H83ZM85 153H87V152H85ZM85 153H84V155H85ZM89 153V152H88ZM87 153V154H88ZM101 153V152H100ZM108 153V152H107ZM121 153V152H120ZM148 153V152H147ZM146 153V154H147ZM150 154H152L151 152H149ZM170 153H171V151H170ZM6 154V153H5ZM91 154H93L92 152H91ZM90 154V155H91ZM94 154H95V151H94ZM118 154H119V152H118ZM122 154H123V152H122ZM129 154V153H128ZM150 154H149V156H150ZM1 155V154H0ZM14 155L16 156H18L19 158L21 157L22 158V160H19L20 162L21 161H23L22 163H24L26 160H23V158L25 157V158H28V160L29 161H31V162H33L34 163V165L35 166H38L36 169L38 170V169H42V173H43V175L45 176V178H44V176L43 175H41V174H39V175H41V177H38V176H35V174H27V173H24V172H27V168H26V166H24L22 163H21V165H22V167H25L27 170L25 171L24 170V172L23 171H21L20 170V167H21V165H20V167L17 165V161H15V160H17V159H15V157H14ZM81 155H83L82 153H81ZM83 155V156H84ZM96 155V154H95ZM103 155V154H102ZM104 155H105V152H104ZM145 155V154H144ZM153 155V154H152ZM166 155V154H165ZM59 156H62V158H63V161H62V158H59ZM67 156V157H68ZM82 156V157H83ZM88 156H89V154L87 155V159H88ZM124 156H126V154L124 155ZM134 157V156H132V155H129L128 157ZM136 156V155H135ZM143 156V155H142ZM164 156V155H163ZM163 156L161 157V158H163ZM18 157H16V158H18ZM66 157V159H68ZM78 158H79V156H77ZM91 157V156H90ZM94 156H92V158H93ZM96 157V156H95ZM93 158L94 160L95 159H97V158ZM100 157V156H99ZM110 157V156H109ZM109 157H107V158H109ZM117 157V156H116ZM130 157V158H131ZM144 157V156H143ZM157 155H155V157H153V156H151V157H149L148 159H150V161H151V164H152V166H154V168H155V170H157V171H159V172H162L164 175H165V178H167V177H173V175H172V173H170L169 172V170H168V168H167V165L169 164V163H172V164H174L173 163V159H172V155H168L167 154V156L165 157L164 156V158L163 159H160L159 157H157ZM18 158V159H19ZM78 158H76V159H78ZM92 158H91V161H92ZM101 158H103V157H101ZM101 158H98L97 159V163H98V165H100L99 164V159L101 160ZM104 158H105V156H104ZM103 158V160H106V162H108V161H112L111 160V158H109L108 159V161H107V159L105 158L104 159ZM118 158V157H117ZM130 158L128 159V160H130ZM135 158V157H134ZM134 158H132V160L134 159ZM139 158V157H138ZM140 158H141V152H140ZM146 158V157H145ZM15 159V160H14ZM61 159V160H60ZM69 159H71V158H69ZM74 159V158H73ZM83 159V158H82ZM85 159V158H84ZM135 159H137V156H136V158ZM144 159V158H143ZM148 159H147V161H148ZM79 160H81L80 158H79ZM102 160V161H103ZM114 160H118V159H114ZM126 160H127V158H126ZM132 160L130 161V163L132 162ZM146 160V159H145ZM66 161V160H65ZM70 161H72V160H70ZM75 161L77 162L78 160H74V163H75ZM82 161V160H81ZM88 161L89 160H87V163H88ZM91 161L88 163V164H96V163H91ZM95 161H93V162H95ZM102 161L100 162L101 164H102ZM135 161H139V160H134V163H137V162H135ZM142 161V158H141V160H140V162ZM150 161H148V162H150ZM28 162V161H27ZM26 162V163H27ZM67 162V161H66ZM69 162V161H68ZM67 162V163H68ZM104 162V161H103ZM106 162H104V163H106ZM113 162V161H112ZM111 162V167H112V165H113V163ZM142 162H144V161H142ZM175 162V161H174ZM19 163V162H18ZM26 163H24V164H26ZM32 163V164H33ZM72 163V162H71ZM70 162L68 163V164H70L71 166L73 165V164H71ZM81 163V162H80ZM80 163H78L79 165H78V167L79 166H82V165H80ZM83 163H85L86 164V162H84L83 161ZM110 163V162H109ZM85 164H84V166H85ZM107 164V163H106ZM106 164L104 165V168L102 169V170H104V169H106V167L107 166H109L110 167V164L108 165L107 164V166H106ZM115 164V163H114ZM118 164V163H117ZM138 164H139V162H138ZM150 164V163H149ZM27 165V164H26ZM87 165V164H86ZM97 165V164H96ZM96 165H95V167L93 168V165L91 166L92 168L91 169H95V168H97L96 167ZM97 165V166H98ZM124 165V164H123ZM131 165H133V162H132V164ZM74 166H76V164H74ZM73 166V167H74ZM84 166H82V168L84 167ZM106 166V167H105ZM115 168V170H119V171H117L116 173H121V174H124L125 173V171H123V169H116V166L117 165H113ZM134 166H136V165H134ZM133 166V169L131 170V172H133V170L134 169H136V167H134ZM141 166H143V165H141ZM72 167V168H73ZM101 167H102V165L99 167L100 169H101ZM111 167L110 168H107V171H106V173H108V171H109V173H112V174H115V171H114V169L112 168V170L111 171H114V173L113 172H110V170H108V169H111ZM119 167H121V166H119ZM132 167V166H131ZM139 166H137V168H138ZM24 168V169H25ZM71 168V169H72ZM74 168H76V170H78L79 168H77V166L76 167H74ZM74 168L72 169L73 171H74ZM82 168H80V169H82ZM86 168H87V166H86ZM85 168V169H86ZM89 168V167H88ZM98 168V169H99ZM22 170H23V168H21ZM43 169H49V170H47V171H44ZM79 169V170H80ZM84 169V168H83ZM82 169V170H83ZM84 169V170H85ZM90 169V170H91ZM139 169V168H138ZM138 169H136V170H138ZM36 170V171H37ZM38 171V172H41V171ZM55 170V171H54ZM78 170V171H79ZM83 170V172L82 173H84V172H86V171H84ZM102 170H99V172H101ZM21 171V172H20ZM73 171H71L72 173H73ZM89 171V169L87 170V172ZM94 171V170H93ZM130 171V170H129ZM23 172V173H22ZM44 172H45V174H44ZM75 172V171H74ZM77 172V171H76ZM80 172V171H79ZM79 172H77L76 174H77V176H78V173ZM91 172V171H90ZM90 172H88V173H90ZM95 172L97 173L98 171H97V169H95ZM98 172V173H99ZM103 172V171H102ZM101 172V173H102ZM29 173H32V172H29ZM36 173V172H35ZM55 173H57V172H55ZM81 173V174H82ZM88 173H84V174H88ZM105 173V172H104ZM64 174V173H63ZM69 174H70V171H69ZM75 174V173H74ZM83 174V175H84ZM93 174H95L94 172H92V174H90V175H93ZM112 174H110L111 176H112ZM126 174V173H125ZM176 174V173H175ZM181 174V173H180ZM180 174L178 173V176H180ZM37 175V174H36ZM52 175V176H53ZM71 175V174H70ZM69 175V177H71ZM80 175V174H79ZM89 175V174H88ZM88 175H86V177L85 178H87L88 177ZM89 175V178L91 179V177H93V176H90ZM96 175V174H95ZM102 175H104V174H102ZM101 175V176H102ZM107 175V174H106ZM106 175H104V178H106L105 176ZM117 176H118V174H116ZM120 175V174H119ZM133 175V174H132ZM42 176H43V178H42ZM51 176V177H52ZM59 176V175H58ZM68 176V175H67ZM74 176V175H73ZM72 176V177H73ZM81 176V175H80ZM98 176L99 175H97L96 177L98 178ZM100 176V178H103V177H101ZM107 176H109V174L107 175ZM110 176V177H111ZM130 176V175H129ZM96 177H93V178H96ZM109 177V178H110ZM115 177V176H114ZM114 177H112V178H110V179H112V180H110V179H108L107 181L109 182V184L111 183V186H112V184H114V181L117 179L116 177V179H114L113 180V178ZM118 177H121V176H118ZM125 177H127V176H125ZM135 177V176H134ZM52 178H55V176L54 177H52ZM63 178V179H64ZM100 178H98L97 180L99 181V179ZM124 178V177H123ZM130 178V177H129ZM132 179H134L133 177H131ZM130 178V180H132ZM55 179H58V177H56ZM62 179V178H61ZM62 179V180H63ZM80 179V181L81 180H83V182H85L84 181V178H83V176H82V179L81 178H78V180ZM88 179V178H87ZM87 179H85V180H87ZM90 179H89V181H90ZM107 179V178H106ZM106 179H103V181L104 180H106ZM100 180H102V179H100ZM73 181V182H72ZM88 181V180H87ZM86 181V183H89V182H87ZM94 181V180H93ZM112 181H113V183H112ZM119 181H122L123 182V180L122 179H117L116 180V182H118L117 184H116V182H115V184H114V186L115 185H117L118 186V184L120 183ZM128 181H129V179H128ZM135 181V180H134ZM66 182V181H65ZM82 182V184L83 185H85L86 183H83ZM92 182V181H91ZM97 182V181H96ZM106 182V181H105ZM105 182H104V184H105ZM127 182V181H126ZM130 182V181H129ZM132 182H133V180H132ZM131 183V182H130ZM129 183V184H130ZM137 183V182H136ZM135 183V184H136ZM81 184V185H82ZM121 184V183H120ZM128 183L127 184H125V180H124V184L122 183V185H124V186H127V185H129ZM197 184V183H196ZM195 184V185H196ZM79 185V184H78ZM89 185V184H88ZM87 185V186H88ZM92 185V184H91ZM94 185V184H93ZM102 185V184H101ZM131 185V184H130ZM129 185V186H130ZM90 186V185H89ZM106 186V185H105ZM104 186V187H105ZM109 186V185H108ZM110 186V187H111ZM121 185H119V188H122V189H125V188H123L122 186L120 187ZM129 186H127V187H129ZM132 186V185H131ZM199 186V185H198ZM197 186V187H198ZM91 187V186H90ZM90 187H89V189H90ZM109 187V188H110ZM116 187V186H115ZM6 188V189H5ZM72 188H74L75 189V191L72 189ZM108 188V187H107ZM107 188H105L106 190H107ZM130 188V187H129ZM132 188V187H131ZM130 188V189H131ZM199 188V187H198ZM101 189H103V188H101ZM114 189V188H113ZM117 189V188H116ZM128 189V188H127ZM130 189H129V191H130ZM132 189H134L135 190V188H132ZM110 190H112L111 188H110ZM110 190H108V192L110 191ZM118 191H119V189H117ZM121 190V189H120ZM29 191V190H28ZM86 191V190H85ZM114 191H116L115 189H114ZM122 191V190H121ZM126 191V190H125ZM129 191H127L128 193H129V196H130V192ZM131 191H133V190H131ZM4 192L6 193L5 195H4ZM101 192V191H100ZM107 191L105 192V193H108ZM111 192V191H110ZM111 192V193H112ZM135 192V195H136V190L135 191H133V193ZM138 192V191H137ZM104 193V191H102V194L100 193V195L101 196H104L105 194H103ZM117 193H119V192H117ZM124 194V191H122V192H120V194ZM140 193V192H139ZM142 193V192H141ZM110 194V193H109ZM125 194H126V192H125ZM99 195V196H100ZM118 195V194H117ZM131 195H132V193H131ZM143 195V194H142ZM142 195H140V196H138L137 197V195L135 196V197H137V198H139V197H143ZM110 196V195H109ZM120 196V195H119ZM123 196V195H122ZM125 196V195H124ZM123 196V197H124ZM127 196V195H126ZM125 196V197H126ZM147 196V194L144 196V198ZM112 197H109L110 199L112 198ZM121 197V196H120ZM132 197V196H131ZM122 198V197H121ZM133 198H134V196H133ZM144 198H140V199H144ZM148 198V197H147ZM106 199V198H105ZM110 199H108L109 201H111ZM113 199H112V201H111V203L112 202H114L113 201ZM128 199V198H127ZM132 199V198H131ZM136 199V198H135ZM140 199H136V200H140ZM149 199V198H148ZM107 200V202L110 204V202ZM125 200V198L122 200V201H124ZM129 200V199H128ZM134 200V199H133ZM133 200H132V202H133ZM147 200V199H146ZM15 201V200H14ZM129 201H131V200H129ZM141 201H143V200H141ZM140 201V202H141ZM159 201V200H158ZM11 202H12V200L10 201V204H11ZM128 201H126V204H128L129 206H130V204L132 203H130L129 204V202L127 203ZM139 201H138V203L139 204H137L136 202H135V200H134V203L135 204H137V205H139V207H140V205H142L141 203H140ZM144 202V201H143ZM148 203H149V201H147ZM51 203V204H50ZM123 203V202H122ZM158 203V206H159V204H160V207L162 208L163 207V209H161L160 211L163 213V211H165V215H162L161 214V216H164V218L166 217L167 218V220H169L170 219V217H171V214H173L172 212H170V210H174V208L175 207H177L178 205H180V204H182V203H178V204H175V207L173 206L174 204L172 203V202H170V203H168L167 201H165V202H161L160 201V203L159 202H157ZM172 203V204H171ZM13 204V203H12ZM113 204V203H112ZM114 204H115V202H114ZM124 204V203H123ZM125 204V205H126ZM135 204H132V205H135ZM143 204H146V206L148 205L147 203H143ZM184 204V203H183ZM183 204H182V206H183ZM188 204V203H187ZM186 203H185V206L187 205ZM13 205H16V203H14ZM12 205V206H13ZM131 205V206H132ZM137 205H135L134 207H135V209L137 208L136 206ZM149 205H151V204H149ZM148 205V206H149ZM177 205V206H176ZM190 205V204H189ZM188 205V206H189ZM11 206V205H10ZM17 206V205H16ZM15 206V207H16ZM53 206V207H54ZM115 206V205H114ZM146 206H144L146 209L148 208V207H146ZM157 206V207H158ZM185 206L183 207V208H185ZM194 206V205H193ZM14 207V208H15ZM138 207V208H139ZM142 207L143 206H141V209H142ZM179 207V206H178ZM180 207H181V205H180ZM179 207V208H180ZM190 208H191V206H189ZM17 208V207H16ZM129 208V207H128ZM132 208H133V206H132ZM138 208H137V210H138ZM145 208H143V210L145 211L146 209ZM151 208V209H150ZM173 208V209H172ZM182 208V207H181ZM186 208H188V207H186ZM185 208V209H186ZM190 208H188V209H190ZM192 208H195V210H196V212L198 213H200V214H202V212H204L203 211V208L202 207H200V206H194V207H192ZM12 209V208H11ZM58 210H59V208H57ZM125 209V206H124V208H123V210ZM126 209H127V207H126ZM131 209V208H130ZM149 210H152V209H154V207H153V205H152V207H150L149 206V208H148ZM158 209H159V207H158ZM176 209V208H175ZM178 209V208H177ZM3 210V209H2ZM137 210H135V211H137ZM143 210H140V212H142L143 214H144V211ZM163 210V211H162ZM65 211V210H64ZM1 212V211H0ZM131 212H132V210H131ZM139 212V211H138ZM137 212V213H138ZM140 212H139V214H140ZM77 213H78V211H77ZM127 213V212H126ZM133 213H134V211H133ZM137 213L135 212V215H137ZM140 214V217L142 218V215L143 214ZM17 214H18V212H17ZM55 214V213H54ZM128 214V213H127ZM145 214H147V212L145 213ZM144 214V215H145ZM204 214V213H203ZM148 215V214H147ZM160 215V214H159ZM55 216V215H54ZM146 216V215H145ZM144 216V217H145ZM153 216H155L156 218L158 217V215L156 216V213H155V215H153ZM152 216V217H153ZM82 217H84V216H82ZM136 217L137 216H135V219L134 220H137V219H140V217L139 218H137L136 219ZM147 218H149L150 216L148 215V216H146ZM145 217V218H146ZM155 217H153L154 219H153V221H155L156 223H157V221L158 220H155ZM160 217V216H159ZM56 218H57V216H56ZM144 218V219H145ZM151 218V217H150ZM150 218H149V220H150ZM163 217H160V219L159 218H157V219H159L160 220V222H161V220L162 221H166V220H164V219H162ZM165 218V219H166ZM169 218V219H168ZM172 218H173V216L171 217V219L170 220H172ZM59 219H61V217L59 218ZM58 219V220H59ZM143 219V220H144ZM64 220L65 219H63V222L62 221H60V222H62V223H64ZM143 220H141L142 222H143ZM148 220V221H149ZM169 220V221H170ZM22 222L24 225H20V222ZM138 221H140V220H138ZM140 221V222H141ZM147 221V219H145V222ZM151 221H152V219H151ZM152 221V222H153ZM169 221H167V222H169ZM173 221L175 222V220H172L170 223H173ZM185 221V220H184ZM188 221V220H187ZM187 221H185L186 223H187ZM47 222V221H46ZM50 222V221H49ZM48 222V223H49ZM151 222V223H152ZM160 222H158V223H160ZM184 222V223H185ZM61 223V224H62ZM148 223V222H147ZM146 223V224H147ZM150 223V221H149V225H153V223L151 224ZM158 223L156 224V225H158ZM177 223H179V222H177ZM177 223H173V226L174 227H176L178 224ZM182 223V222H181ZM147 224V225H148ZM162 224H164V223H162ZM183 224V223H182ZM181 224V225H182ZM188 224V223H187ZM192 224V223H191ZM155 225V224H154ZM156 225L154 226V227H156ZM172 225V224H171ZM180 224H179V227L181 226ZM196 225V224H195ZM195 225H193L192 224V228H190V226H189V228H187L186 230H191L192 229V231L193 232H195V231H197L198 232V230H194V226ZM161 226V225H160ZM164 226H165V228H166V231H168V230H170V233L172 234V238H174V240H172V242L174 241V242H176L177 240H179L180 239V237H181V239H182V237L183 236H181V235H179V234H181L182 233V231L180 230L179 231V227L177 226V228H176V230L178 229V231L179 232H181V233H179V232H174L173 231V233L171 232V229H172V226H171V228L170 229H168L167 230V225L166 224H164ZM164 226H162V228H164ZM170 226V225H169ZM169 226H168V228H169ZM183 226V225H182ZM182 226L180 227L181 229H182ZM187 226V227H188ZM196 226H198V225H196ZM134 227H138L140 230H139V232H138V228L137 229H135ZM185 227L186 226H184V229H185ZM65 228V227H64ZM157 228H159V227H157ZM161 228V229H162ZM164 228V229H165ZM195 228H199V227H195ZM174 229V228H173ZM172 229V230H173ZM200 229H202L201 227H200ZM199 229V230H200ZM146 230V229H145ZM183 230V229H182ZM148 233L150 232V231H148V228H147V230H146ZM145 231V232H146ZM191 231V232H192ZM204 231V230H203ZM144 232V231H143ZM153 232V231H152ZM183 232H185V231H183ZM188 232V231H187ZM204 232H206V231H204ZM98 233V234H99ZM155 233V232H154ZM169 233V231H168V235L170 234ZM199 233V232H198ZM198 233H197V236L199 237V235H201L200 233H199V235H198ZM86 234V233H85ZM185 234V233H184ZM183 233H182V235H184ZM196 234V232L194 233V235ZM206 235H207V233H205ZM97 235V234H96ZM154 235V234H153ZM152 235V236H153ZM166 236V237H168L169 239L171 238V237H169V236H171V235H169V236ZM203 235V234H202ZM209 235H211V233L209 234ZM250 235H253V234H250ZM87 236L88 235H86L85 236V238L87 239ZM99 236V235H98ZM158 236V235H157ZM157 236L155 237L156 239H157ZM212 236V235H211ZM249 236V235H248ZM89 237V236H88ZM166 237H164V240H165V238ZM198 237H195V238H198ZM203 237V236H202ZM202 237H200V238H202ZM205 237V236H204ZM208 237V236H207ZM215 237V235L213 234V237H211V240H212V238H214ZM250 237V236H249ZM100 238V237H99ZM150 238V239H149ZM163 238V237H162ZM193 238H194V236H193ZM210 238V237H209ZM89 239H90V237H89ZM96 239V238H95ZM160 239H161V237H160ZM159 238H158V240H160ZM183 239H184V237H183ZM207 239V238H206ZM227 239V241H228V238H226ZM248 239V238H247ZM253 239H256L257 240V242L259 243V241L258 240H260L261 239V236L260 237H253ZM161 240H163V239H161ZM192 240V239H191ZM210 240V241H211ZM249 240V239H248ZM255 240V241H256ZM95 241V240H94ZM183 241L184 240H181L180 242L181 243H183ZM194 242H195V244H196V242L198 243V244H196V245H199V242L196 240V239H194L193 240ZM193 241H191L192 243H193ZM234 241V240H233ZM235 241H237L238 242V240H235ZM253 241V240H252ZM254 241V242H255ZM261 241V240H260ZM178 242V241H177ZM176 242V243H177ZM180 242L178 243V244H180ZM213 242V241H212ZM229 242V241H228ZM249 243L251 242V240L250 241H248ZM256 242V243H257ZM164 243V244H163ZM168 243H170L169 245H168ZM202 243V242H201ZM205 243V242H204ZM210 243V242H209ZM218 243H219V240H218ZM230 243V242H229ZM233 243V242H232ZM251 243H253V242H251ZM250 243V244H251ZM256 243H255V245H256ZM261 243V242H260ZM259 243V244H260ZM263 243V242H262ZM237 244V246H238V243H236ZM191 244H189V246H190ZM193 245V244H192ZM191 245V246H192ZM234 245H235V243H234ZM191 246L189 247V249L188 250H190V248H191ZM200 246V245H199ZM199 246H195V247H197V248H195V249H193V250H199ZM202 246L204 247H206L207 246V248H208V246L209 245H207V244H202ZM251 246H253V245H251ZM259 246V245H258ZM258 246H256V247H253V251H255L256 252V249H259L260 247H258ZM260 246H262L263 247V244H260ZM204 247V248H205ZM241 247V246H240ZM239 247V248H240ZM258 247V248H257ZM84 248V249H85ZM192 248H193V246H192ZM192 248H191V250H192ZM202 247H200V249H201ZM203 248V249H204ZM237 248V247H236ZM256 248V249H255ZM83 249V248H82ZM82 249H80V250H82ZM83 249V250H84ZM211 249V248H210ZM249 249H251L252 250V247L251 248H249ZM255 249V250H254ZM261 249H264V248H261ZM206 250H208V249H206ZM244 250V249H243ZM74 251V250H73ZM89 251L91 252V253H89ZM123 251H122V254H124L123 253ZM205 251V250H204ZM211 251V250H210ZM228 250L226 249V252H227ZM230 251H232V250H229V252ZM240 251V250H239ZM244 251H247V250H244ZM252 251V252H253ZM83 252V251H82ZM85 252V251H84ZM87 252V251H86ZM118 252V251H117ZM116 252V253H117ZM177 253H179V252H181V250L179 249V252L178 251H176ZM193 252H195V251H193ZM200 252V255H201V251H199ZM203 252V251H202ZM206 252V251H205ZM222 252V251H221ZM223 252H225V250H223ZM228 252V253H229ZM235 252H238V250H236ZM251 252V251H250ZM251 252V253H252ZM120 253V252H119ZM228 253H226V254H228ZM232 253H234V251L233 252H231V253H229V255H231ZM239 253H241L242 254V252L240 251ZM238 253V254H239ZM246 253H249L248 251L247 252H245V253H243V254H245L244 255V257H242V259H240L241 258V256H243V255H240V257L237 255V254H235L236 255V257L237 258H239V262H240V260H243V259H245V257H246ZM85 254V253H84ZM93 254V255H94ZM132 254L130 255L131 257H132ZM190 254H193L192 253V251H191V253ZM203 254V253H202ZM223 254V253H222ZM113 255H114V253H113ZM118 255H120V254H118ZM117 255V256H118ZM124 255H126V256H129V253H126V254H124ZM123 255V256H124ZM139 255H137V257L136 258H138L139 257ZM197 255H199V254H197ZM219 255H220V252H219ZM229 255H227V257L229 256ZM235 255H234V257H235ZM63 256V255H62ZM87 256V255H86ZM128 257V258H131V257ZM143 256H141L140 255V258H142ZM153 256H151V257H153ZM193 256V255H192ZM192 256H190V258H193L194 256H196L195 254H194V256L192 257ZM203 256V255H202ZM221 256V255H220ZM92 257V256H91ZM121 257V256H120ZM120 257H118L119 258V260L118 261H120V262H122V261H124V260H121L120 259ZM198 257V260L201 258H199V256H197ZM222 257H226L225 256V254H224V256H222ZM226 257V258H227ZM247 257H248V254H247ZM87 258V257H86ZM89 258V257H88ZM86 259V260H89V259ZM95 258V257H94ZM97 258V259H98ZM117 257H112V259H118ZM122 259H123V257H121ZM136 258H135V260H134V258H133V260H134V262L136 261ZM140 258L139 259H137V260H140ZM143 258H145V257H143ZM147 258V257H146ZM189 258V256L186 258V259H190ZM231 258H233L232 256H231ZM249 258V257H248ZM85 259V258H84ZM124 259H125V257H124ZM126 259H127V257H126ZM150 259V258H149ZM148 259V260H149ZM194 259V258H193ZM229 259V258H228ZM236 259V258H235ZM251 259V258H250ZM85 260V261H86ZM142 260V259H141ZM141 260L139 261V262H141ZM145 260V259H144ZM143 260V261H144ZM151 260V259H150ZM149 260V261H150ZM194 260H196V259H194ZM198 260H196V262L197 263H200ZM234 260V259H233ZM232 260V262H235V261H233ZM237 260V259H236ZM63 261H65V259H64V256H63ZM84 261V262H85ZM92 262H93V260H91ZM90 260L88 261V262H85L86 264H88L89 262H91ZM100 261H102V264H104L103 262H105V264H106V261L104 260H100ZM100 261L98 262V261H94L95 263L96 262H98L97 264H101L100 263ZM147 261V260H146ZM171 261V260H170ZM191 261V260H190ZM189 260L188 261H186V262H190ZM230 261V260H229ZM244 261V260H243ZM248 261H249V263H251L250 262V260L248 259ZM247 261V262H248ZM260 261H263L264 262V260H260ZM94 262H93V264H94ZM108 262V261H107ZM109 262H113V260L112 261H109ZM114 262H116V261H114ZM114 262L113 263H111V264H114ZM126 261H124V263H125ZM137 262V261H136ZM150 262H152V260L150 261ZM192 262V264H193V262L196 264V262L195 261H191ZM246 262V261H245ZM62 263V262H61ZM117 263H119V262H117ZM116 263V264H117ZM147 263V262H146ZM155 263H157L156 261L154 262V264ZM172 263H174V262H172ZM171 262L169 263V264H172ZM236 263L238 264V260L236 261ZM243 262L241 261V263L240 264H242ZM63 264V263H62ZM120 264V263H119ZM122 264H123V262H122ZM136 264V263H135ZM143 264H145V262L143 263ZM150 264V263H149ZM151 264H153V263H151ZM160 264V263H159ZM176 264V263H175ZM190 264V263H189ZM243 264H247V263H243Z\"/></svg>",
  "mask_w": 264,
  "mask_h": 264
}]
</instances>
